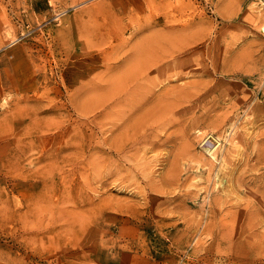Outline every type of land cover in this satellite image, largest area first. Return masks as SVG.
<instances>
[{
	"label": "rangeland",
	"instance_id": "obj_1",
	"mask_svg": "<svg viewBox=\"0 0 264 264\" xmlns=\"http://www.w3.org/2000/svg\"><path fill=\"white\" fill-rule=\"evenodd\" d=\"M263 2L0 0V264H264ZM184 37H195L194 45L179 51L168 47L161 64L139 67L147 74L140 81L153 93L180 88L198 93L183 98L176 93L180 99L167 100H175V110L163 117L150 112L148 104L141 117L154 135L149 142L137 144L139 150L129 145L118 156L106 152L111 116L93 103L105 93L107 73L114 65H126L123 58L151 57L153 52L162 56L161 48L135 50L150 38L169 46ZM181 60L184 66H173ZM79 102L83 106L78 109ZM205 142L216 145L212 165L205 164ZM219 196L226 199L220 209L214 206Z\"/></svg>",
	"mask_w": 264,
	"mask_h": 264
},
{
	"label": "bare ground",
	"instance_id": "obj_2",
	"mask_svg": "<svg viewBox=\"0 0 264 264\" xmlns=\"http://www.w3.org/2000/svg\"><path fill=\"white\" fill-rule=\"evenodd\" d=\"M264 3V2H263ZM259 7V6H258ZM261 8V7H260ZM259 9V8H258ZM260 10V9H259ZM262 10V9H261ZM58 14V13H57ZM250 14V13H249ZM248 15V14H247ZM261 16H263L264 17V12L263 13H261L260 14ZM259 15V16H260ZM248 17H249V15H248ZM151 19V18H150ZM143 22V21H142ZM135 23H139V22H135ZM147 23H149V21L147 22ZM140 25H143V24H141V23H139ZM138 24V25H139ZM150 24V23H149ZM168 24V23H167ZM131 25H132V23H131ZM146 26V25H145ZM170 26V25H169ZM138 27V26H137ZM134 28V27H133ZM139 28V27H138ZM173 29H174V25H173V27H172ZM177 28V27H176ZM181 28V27H180ZM159 29V28H158ZM157 29V31H160V30H158ZM161 29V28H160ZM173 29H171V30H173ZM177 29H179V28H177ZM176 29V30H177ZM147 30H149V28L147 29ZM152 30H156V29H152ZM152 30H150V33L149 34H151L152 32ZM166 30V29H165ZM175 30V29H174ZM181 30H183V28H181ZM170 31V30H169ZM166 32V31H165ZM165 32H163V33H165ZM171 32V31H170ZM174 32V31H173ZM109 33V32H108ZM143 33V32H142ZM146 33V32H145ZM175 33V32H174ZM153 34V33H152ZM158 34H160V33H158ZM162 34V33H161ZM161 34H160V37H161ZM170 34V33H169ZM169 34H165V35H168V37H169ZM178 34V33H177ZM195 34V33H194ZM153 35H155V32H154V34ZM170 35H172V32H171V34ZM142 35H140V37H141ZM145 36L147 37V35L145 34ZM144 36V37H145ZM176 36V35H175ZM179 36H181V35H179ZM188 36V35H187ZM143 37V38H144ZM149 37V36H148ZM151 37V36H150ZM155 37V36H154ZM159 37V38H160ZM165 37V36H164ZM173 37H174V35H173ZM173 37H172V39H173ZM177 37V36H176ZM153 38V37H152ZM177 38H179V39H181V37H177ZM203 38V37H202ZM15 39V38H14ZM84 39H86V38H84ZM141 39V38H140ZM145 39V38H144ZM143 39V40H144ZM147 39V38H146ZM149 39V38H148ZM169 39H171V37L169 38ZM171 39V40H172ZM174 39H176L175 37H174ZM118 40V39H117ZM165 40H167V43L168 42H171V40H168V39H165ZM194 40H195V37H190V38H186V37H184L183 39H182V41H180V44L179 45H177V43L175 44V45H177V46H175V45H167V46H165V45H162L161 43V41L160 40H151V38H150V41L148 40V42H146L147 44H142L141 46H137L136 47V49L135 50H137V52H139L140 51V53H143V52H145V53H149L150 52V50H152V49H156V48H158L159 50H160V48L162 49V50H160L161 51V53H162V56H160V54H154V52H153V54H151L152 56L151 57H148V56H146L145 58H141V57H138L137 56V58H135V57H131L132 59H130V58H123V61H122V63H126V65L125 64H123L122 66L124 67H122V68H119V65L120 64H117V65H114V67L113 68H116V69H114L113 71H112V73L110 74V73H107V74H109V77H108V75H107V78H105V77H103V78H105L106 79V81H105V84H104V87H105V93H103V91H102V89H101V91H102V97L101 98H99V100H96L95 99V103H93V104H97V103H100L101 105H102V107H103V109H104V111H105V113H107L109 116H111L110 117V121L109 122H107L108 123V126H107V133H108V135L105 137V143H106V145H107V151L106 152H108V153H110V154H112V153H121L124 149H126V147L127 146H132L133 148L135 147V146H137V144H139L140 142H145V141H148V136H150L151 134H150V132H148L147 131V128H148V123L149 122H145V119H143L142 117H141V114L143 113V114H145L146 113V111H147V109L149 108L148 107V104H150V106H151V108H150V112H154V110H157V116L160 114V116L161 117H163L164 115L166 116V114H170L172 111H174L175 110V106H174V108H173V105H174V103H175V100H170L171 102H173V103H169V101H167L168 99H170V98H172V97H175V96H178V98L180 99V97H179V95H176V93H178V94H183V96H182V98L184 97V96H186L188 93L186 92V90L185 91H183V88H180L181 90H179V92H176L175 90H173L172 88V90H165V89H161L160 91H158L157 93L156 92H154L153 93V91H151L149 88H152L151 86H147L148 87V89L147 88H142L143 86H142V82L140 81L141 80V78H143V76L145 75L144 73L146 72V70H142V69H140L139 67H143V66H145L144 68H147V65H148V67H150V65H155V66H157V64L159 65V64H161L163 61H164V59H165V56L163 55V51H166V50H168V47H172V49H173V51H175V50H181L180 48H182V47H184V46H187V45H190V46H192V45H194ZM200 41H201V39H199ZM234 40V39H233ZM113 41V40H112ZM124 41V40H123ZM173 41V40H172ZM177 41H179L178 39H177ZM11 42V41H10ZM84 42H85V40H84ZM122 41L120 40L118 43H120V44H122L121 43ZM138 42H139V40H138ZM160 42V43H159ZM175 42V41H174ZM199 42V41H198ZM111 43V42H110ZM115 43V42H114ZM117 43V42H116ZM117 43V44H118ZM136 43V42H135ZM191 43H192V45H191ZM8 44V43H7ZM7 44H5V45H7ZM109 44V41H108V43H107V45ZM131 45H132V43H130ZM172 44V43H171ZM226 44V43H225ZM91 44H89V46H90ZM125 45V44H124ZM124 45H122V46H124ZM134 45V44H133ZM136 45V44H135ZM159 45V46H158ZM93 46H94V44H93ZM109 46H112V43H111V45H109ZM126 46V45H125ZM124 46V47H125ZM157 46V47H156ZM221 46V45H220ZM127 47H129V45L127 46ZM231 47V46H230ZM86 48V47H85ZM107 48V47H106ZM109 48V47H108ZM131 48H135V47H131ZM126 48H124V50H125ZM220 49H222V48H220ZM121 50H123V47L121 48ZM128 50V49H127ZM129 50H130V52H128V51H126V53L128 52V53H131L133 56H135V53H136V51H135V53H132L131 51V49H130V47H129ZM246 50H248V49H246ZM108 51V50H107ZM116 51V50H115ZM118 51H119V49H118ZM117 51V52H118ZM134 51V50H133ZM221 52V51H220ZM249 52H250V50H249ZM112 53V52H111ZM123 53V52H122ZM127 53V54H128ZM150 53H152V52H150ZM246 53H248V52H246ZM113 54V53H112ZM125 54V53H124ZM204 54V53H203ZM220 54V53H219ZM244 54V53H243ZM248 54H250V53H248ZM248 54H247V57H248ZM104 55H106V57H107V53H105ZM103 55V56H104ZM111 55V54H110ZM114 55H116L115 53H114ZM118 55H120V53L118 54ZM131 55V56H132ZM140 55V54H139ZM150 55V54H149ZM180 55V54H179ZM189 55H191V54H189ZM196 56H197V54H195ZM194 55V56H195ZM227 55V54H226ZM238 55H240L239 53H238ZM113 56V55H112ZM129 56V55H128ZM188 56V55H187ZM196 56H195V58H196ZM205 56H207V55H205ZM243 56V55H242ZM250 56V55H249ZM106 57H105V59H106ZM108 57H110V56H108ZM122 57V56H121ZM172 59H174V58H176V56H174V55H171L170 56ZM198 57H200V55H198ZM209 57V56H208ZM218 57V56H217ZM240 57V56H239ZM245 58H246V56H244ZM251 57V56H250ZM207 58V57H206ZM220 58V57H219ZM230 58V57H229ZM228 58V59H229ZM242 58L243 57H241V60H242ZM245 58H243V60H245ZM253 58V57H252ZM104 59V58H103ZM104 59V60H105ZM107 59H109V58H107ZM112 59V58H111ZM111 59H109L110 61H112ZM194 59V58H193ZM193 59H190V60H193ZM114 60H116V59H114ZM113 60V61H114ZM197 60V59H196ZM200 60V59H199ZM198 60V61H199ZM239 61H240V59H238ZM246 60H249V59H246ZM251 60H254V59H251ZM108 61V60H107ZM109 61V62H110ZM188 60H186V62H187ZM234 60H232V62H233ZM250 61V60H249ZM256 61V60H255ZM115 62V61H114ZM184 62H185V60H181V62L179 63V62H176L175 64H173V66H175L176 67V65L177 66H184L183 64H184ZM207 62V61H206ZM219 62V61H218ZM240 62H242V61H240ZM248 62V61H247ZM121 63V64H122ZM144 63V64H143ZM170 63V62H169ZM225 63V62H224ZM223 63V64H224ZM236 63V62H235ZM101 64H103L102 62H101ZM105 64V63H104ZM107 64V63H106ZM194 64H195V62H194ZM234 64V63H233ZM108 65V64H107ZM143 65V66H142ZM204 65V64H203ZM217 65V64H216ZM243 65V64H242ZM241 64L239 65V66H237V67H240V68H242L241 66H242ZM196 66V65H195ZM197 66H198V64H197ZM235 66H236V64H235ZM212 67V66H211ZM228 67V66H227ZM234 67V66H233ZM166 68H169L168 66H166ZM151 69H153V68H151ZM233 69V68H232ZM103 70H104V68H103ZM106 70H109L108 68H106ZM106 70H104V72L106 71ZM147 70H148V68H147ZM192 70V69H191ZM217 70V69H216ZM235 70V69H234ZM233 70V71H234ZM157 71H159V68H158V70ZM173 71V70H172ZM177 71V70H176ZM215 71V70H214ZM148 72V71H147ZM152 72V71H151ZM178 72H179V70H178ZM181 72V71H180ZM176 73V72H175ZM105 74V73H104ZM153 74V73H152ZM171 74V73H170ZM181 74V73H180ZM94 75V74H93ZM147 75V74H146ZM145 75V76H146ZM148 75H149V73H148ZM156 75V74H155ZM170 76V75H169ZM169 76H168V78L167 79H169ZM171 76H173V75H171ZM177 76V75H176ZM100 77V76H99ZM150 77H152V76H150ZM156 77V76H155ZM166 77V76H165ZM175 77V76H174ZM92 78V77H91ZM177 78V77H176ZM105 79H103L102 80V82H104V80ZM144 79H146V77H144ZM143 79V80H144ZM149 79V78H148ZM155 79V78H154ZM160 79V78H159ZM164 79H166V78H164ZM164 79L162 80V81H164ZM179 79V78H178ZM99 80V79H98ZM156 80V79H155ZM154 80V81H155ZM198 80H199V78H198ZM74 81V80H73ZM91 82H92V80H90ZM147 81H149V80H147ZM146 81V82H147ZM159 80H157V82H158ZM162 81H160V83L162 82ZM193 81H196V80H192V82ZM84 82V81H83ZM83 82H81L82 83V85H84L83 84ZM86 82V81H85ZM99 82H101V81H99ZM150 82V81H149ZM156 82V81H155ZM156 82V83H157ZM165 82H166V80H165ZM192 82H191V84H192ZM199 82H200V80H199ZM148 83V82H147ZM156 83H155V87L154 88H156ZM159 83V82H158ZM157 83V84H158ZM163 84H164V82H162ZM197 82H195V84H196ZM88 84H89V81H88ZM87 84V82H86V86L88 85ZM100 84H102V83H100ZM152 84V83H151ZM162 84V85H163ZM172 84H176V83H172ZM178 84V83H177ZM180 84V83H179ZM184 84V83H183ZM182 83H181V86L183 85ZM194 84V83H193ZM195 84H194V87H195ZM80 85V84H79ZM81 85V86H82ZM149 85V84H148ZM159 85V84H158ZM167 85V84H166ZM169 85V84H168ZM185 85H186V82H185ZM184 85V86H185ZM190 85V84H189ZM78 86V85H77ZM76 86V87H77ZM95 86V85H94ZM170 86V85H169ZM169 86H168V88H169ZM183 86V87H184ZM193 86V85H192ZM205 86V85H204ZM75 87V88H76ZM90 87V86H89ZM162 87H164V86H162ZM189 87V86H188ZM210 87V86H209ZM84 88V87H83ZM87 88V87H86ZM94 88V87H93ZM153 88V89H154ZM157 88H159V87H157ZM156 88V89H157ZM161 88V87H160ZM167 88V89H168ZM177 88H178V85H177ZM187 88V87H186ZM207 88V87H206ZM85 89V88H84ZM91 89H92V86H91ZM152 89V90H153ZM155 89V90H156ZM80 90V89H79ZM87 90V89H86ZM104 90V89H103ZM154 90V91H155ZM188 90V89H187ZM191 90L193 91L194 89H193V87L191 88ZM206 90V89H205ZM89 91V90H88ZM99 91H100V89H99ZM98 91V92H99ZM198 91V89L196 90V88H195V92H197ZM200 91V90H199ZM184 92H185V94H184ZM195 92H191V91H189V94H188V96H190V97H193V95H195V94H197V93H195ZM205 92V91H204ZM207 92V91H206ZM78 93V92H77ZM89 93V92H88ZM92 93V92H91ZM96 93V92H95ZM187 93V94H186ZM99 94V93H98ZM101 94V93H100ZM99 94V95H100ZM98 95V96H99ZM76 96V95H75ZM87 96L88 97H90V100H91V96H92V94H87ZM87 96H84L85 98L87 97ZM95 96H97V94L95 95ZM187 96V97H188ZM94 96H92V98H93ZM201 97V96H200ZM78 98V97H77ZM81 98V97H80ZM79 98V99H80ZM89 99V98H88ZM188 99V98H187ZM192 99V98H191ZM245 99V98H244ZM90 100H88L89 102H90ZM201 100V99H200ZM74 101V103L72 102V104H75V100H73ZM79 101V100H78ZM167 101V102H166ZM178 101V100H177ZM203 101V100H202ZM241 101V100H240ZM83 102V101H82ZM82 102H79V106H78V109L79 108H82L81 106H83L81 103ZM201 102V101H200ZM243 102V101H242ZM85 103V102H84ZM152 103H154V105L152 104ZM244 103V102H243ZM179 104H180V102H179ZM198 105H199V103H197ZM236 103H234V105H235ZM241 104V103H240ZM81 105V106H80ZM176 105H177V103H176ZM236 105H238V104H236ZM76 106H77V103H76ZM85 108H83V109H85L86 110V108L88 107V105H86V103H85ZM87 106V107H86ZM129 107L128 108V110H129V113H127L125 110H124V107ZM202 106V105H201ZM239 106V105H238ZM255 106V105H254ZM90 107V106H89ZM97 107L98 108H101V106L99 107V105L97 104V106L95 107L94 106V108H96L97 109ZM177 108H178V106H177ZM190 108V107H189ZM235 108H236V106H235ZM245 108H247V106L245 107ZM204 109V108H203ZM231 109H232V106H231ZM233 109H234V107H233ZM256 109H257V107H256ZM88 110V109H87ZM92 111H94V109H91ZM245 110V109H244ZM254 110V109H253ZM253 110H252V112H251V115H254V113H253ZM81 112H82V110H80ZM89 111H90V108H89ZM96 111V110H95ZM100 111V109L98 110V112ZM178 111V110H177ZM230 111V110H229ZM228 111V113H230ZM255 111V110H254ZM247 112V111H246ZM245 112V113H246ZM88 113V112H87ZM86 113V114H87ZM90 114L92 113L91 111L89 112ZM113 113H117V115L118 116H120V117H118L117 115H115V116H117L116 118H118L116 121H112V115L114 116V114ZM236 113V112H235ZM238 113V112H237ZM244 113V112H243ZM248 113H249V111H248ZM258 113V112H257ZM82 114V113H81ZM89 114V115H90ZM107 114H105V115H107ZM156 114V113H155ZM172 114V113H171ZM175 114H176V112H175ZM92 115V114H91ZM102 115H104V114H102ZM107 115V116H108ZM216 115V114H215ZM218 115V114H217ZM216 115V116H217ZM242 115V114H241ZM245 115V114H244ZM256 115H258V114H256ZM85 116V115H84ZM154 116V115H153ZM169 116V115H168ZM167 116V117H168ZM171 116H174V114L173 115H171ZM222 116V115H221ZM255 116V115H254ZM105 117V116H104ZM155 117H156V115H155ZM154 117V118H155ZM214 117V116H213ZM218 117H220L219 115H218ZM234 117V116H233ZM232 117V118H233ZM241 117V116H240ZM239 117V118H240ZM253 117V116H252ZM108 118V117H107ZM114 118V117H113ZM159 117H157V119H158ZM172 118V117H171ZM254 118V117H253ZM257 118V117H256ZM255 118V119H256ZM259 118V117H258ZM262 118V117H261ZM86 119V118H85ZM149 119H151V118H149ZM165 119V118H164ZM163 119V120H164ZM167 119V118H166ZM221 117H220V121H221ZM225 119H227V117L225 118ZM224 118H223V120H225ZM247 119V118H246ZM250 119V118H249ZM153 120V119H152ZM160 120V119H159ZM169 120V119H168ZM176 121H177V119H175ZM174 120V121H175ZM211 120H213V119H211ZM236 120V119H235ZM244 120V119H243ZM148 121V120H147ZM157 121V120H156ZM216 121H217V119H216ZM215 121V122H216ZM229 121V120H228ZM232 121V120H231ZM246 121V120H245ZM248 121V120H247ZM251 121H253L252 119H251ZM257 121V120H256ZM160 122V121H159ZM164 122V121H163ZM172 122V121H171ZM210 122V121H209ZM223 122V121H222ZM225 122V121H224ZM151 123H152V121H151ZM156 123V122H155ZM164 123H166V122H164ZM168 123V122H167ZM217 123L219 124V122H216V126H217ZM234 123V122H233ZM105 124V123H104ZM154 124V123H153ZM211 124V125H210ZM209 125L212 127V122L210 123ZM213 124H215V123H213ZM107 125V124H106ZM154 125H156V124H154ZM184 126V125H183ZM215 126V125H214ZM234 126H235V124H234ZM233 126V127H234ZM167 127V126H166ZM178 128H179V126H177ZM191 127V126H190ZM220 127H221V124H220ZM226 127V126H225ZM251 127H253V126H251ZM254 127H255V125H254ZM258 127V126H257ZM156 128H158V127H156ZM216 128V127H215ZM227 128V127H226ZM260 128V127H259ZM161 129V128H160ZM164 129H165V127H164ZM164 129H162V131L164 130ZM183 129V128H182ZM181 129V130H182ZM192 129V128H191ZM218 129V128H217ZM233 128H231L229 131H231ZM252 129V128H251ZM263 129V128H262ZM154 130V129H153ZM170 130H172L171 128H170ZM178 130V129H177ZM249 130V129H248ZM261 130V129H260ZM259 130V131H260ZM104 131V132H105ZM159 131V130H158ZM168 131H169V129L167 130V133H168ZM222 131V130H221ZM227 132V133H230V132ZM233 131V130H232ZM264 131V130H263ZM203 132V131H202ZM201 132V133H202ZM214 132V131H213ZM239 132V131H238ZM237 132V133H238ZM261 132V131H260ZM169 133H171V132H169ZM176 133V132H175ZM201 133L199 134L200 136H201ZM221 133V132H220ZM236 133V134H237ZM162 134V133H161ZM160 134V135H161ZM177 134V133H176ZM203 134V133H202ZM231 134V133H230ZM236 134L234 135V136H236ZM153 135V134H152ZM151 135V136H152ZM181 135H182V133H181ZM188 135V134H187ZM222 135V133L220 134V136ZM239 135H240V133H239ZM249 135V134H248ZM247 135V136H248ZM257 135V134H256ZM258 135L260 136V134L258 133ZM257 135V136H258ZM154 136V135H153ZM152 136V137H153ZM170 136V135H169ZM209 136V135H208ZM219 136V137H220ZM227 136V135H226ZM229 136V135H228ZM242 136H243V133H242ZM251 136H253V135H251ZM156 137H159V136H156ZM166 137V136H165ZM183 137V136H182ZM182 137H181V139H182ZM202 137H204V136H201L200 138H202ZM216 137V136H215ZM219 137H216V140L217 141H220V139H219ZM240 137V136H239ZM184 138V137H183ZM231 138L232 137H230V140H231ZM237 138V137H236ZM151 140L150 141H152V138H150ZM222 139V138H221ZM235 138L233 137V140H234ZM240 139H241V137H240ZM7 140V139H6ZM157 140V139H156ZM185 140V139H184ZM201 140V139H200ZM227 140V139H226ZM162 141V140H161ZM250 141V140H249ZM259 141V140H258ZM258 141H255V143H253V146L256 148V146H258ZM10 142V141H9ZM149 142V141H148ZM160 142V141H159ZM180 142V141H179ZM186 142V141H185ZM185 142H184V144H185ZM225 142V141H224ZM236 142H237V140H236ZM254 142V141H253ZM202 143L204 144V142L202 141ZM218 143V142H217ZM216 143V144H217ZM235 143V142H234ZM233 143V144H234ZM146 144V143H145ZM149 144V143H148ZM152 144H153V142H152ZM188 144V143H187ZM223 144V143H222ZM221 144V145H222ZM228 144V143H227ZM105 145V146H106ZM189 145H192V144H189ZM188 145V146H189ZM205 145H206V142H205ZM224 145V144H223ZM231 145H232V143H231ZM144 146V145H143ZM159 146V145H158ZM163 146V145H162ZM180 146V145H179ZM216 146V145H215ZM215 146H205L204 147V149L203 150H205V152H207V154H208V159H207V161L205 162V164H208V165H212L213 164V159H217V157H216V155H215ZM235 146H236V144H235ZM245 146V145H244ZM145 147H147V146H145ZM156 147H157V145H156ZM161 147V146H160ZM177 147V146H176ZM183 147H185V145L183 146ZM182 147V148H183ZM224 147V146H223ZM237 147V146H236ZM235 147V148H236ZM262 148L264 147V143L262 144V146H261ZM138 149V147H135L134 149ZM144 148V147H143ZM149 148V147H148ZM182 148H181V150H182ZM222 148V147H221ZM220 148V149H221ZM230 148H232V147H230ZM239 148H242V147H239ZM239 148H237L238 150H239ZM133 149V150H134ZM155 149V148H154ZM172 149V148H171ZM170 149V150H171ZM175 149V148H174ZM187 149V148H186ZM139 150V149H138ZM152 150V149H151ZM157 150H160V149H157ZM222 150H223V148H222ZM227 150V149H226ZM244 150V149H243ZM147 151H149V150H147ZM188 151V150H187ZM186 151V152H187ZM234 151H235V149H234ZM249 151V150H248ZM256 151V150H255ZM128 152V151H127ZM131 152H134V151H131ZM138 152V151H137ZM143 152H145V151H143ZM167 152H169V151H167ZM230 152V151H229ZM242 152V151H241ZM254 152V151H253ZM252 152V153H253ZM146 153V152H145ZM144 153V154H145ZM152 153V152H151ZM182 153V152H181ZM188 153V152H187ZM220 153V152H219ZM234 153V152H233ZM232 153V154H233ZM239 153V152H238ZM243 153V152H242ZM248 153V152H247ZM125 154H126V152H125ZM129 154V153H128ZM142 154V153H141ZM143 154V155H144ZM150 154V153H149ZM148 154V155H149ZM153 154H154V151H153ZM167 154V153H166ZM236 154V153H235ZM234 154V155H235ZM241 154V153H240ZM255 154V153H254ZM124 155V154H123ZM122 155V156H123ZM127 155V154H126ZM136 155V154H135ZM147 155V154H146ZM146 155H144L145 157H146ZM167 155H169V154H167ZM174 155V154H173ZM172 155V156H173ZM233 155V156H234ZM242 155V154H241ZM245 155V154H244ZM247 155V157H245L247 160H250L251 159V155H249V154H246ZM113 156V155H112ZM117 156H118V154H117ZM132 156H133V154H132ZM137 156V155H136ZM139 156V155H138ZM142 156V155H141ZM183 156V155H182ZM201 156H202V154H201ZM228 156V155H227ZM232 156V155H231ZM151 157V156H150ZM154 157V156H153ZM156 157V156H155ZM165 157V156H164ZM174 157V156H173ZM175 157H179V156H175ZM197 157V160H199L198 158L200 157V155H197L196 156ZM195 157V158H196ZM203 157V156H202ZM224 157V156H223ZM222 157V158H223ZM118 158V157H117ZM122 158V157H121ZM129 158V157H128ZM134 158H135V156H134ZM138 159H136V161L138 162V160H139V158L140 157H137ZM163 158V157H162ZM168 158V157H167ZM194 158V157H193ZM229 158V157H228ZM142 159H144V158H142ZM147 159H149V158H147ZM171 159L172 158H170V160H168V161H170L171 162ZM231 159H232V157H231ZM242 159V158H241ZM245 159V160H246ZM122 160H123V158H122ZM135 160V159H134ZM192 160V159H191ZM246 160V161H247ZM143 161V160H142ZM141 160H140V162H142ZM147 162H149L148 160H146ZM179 161V160H178ZM245 161V162H246ZM124 162V161H123ZM145 161H143V163H144ZM175 162H177V161H175ZM180 162V161H179ZM195 162H196V159H195ZM197 162H201V161H197ZM218 162H219V160H218ZM225 162V161H224ZM228 162V161H227ZM146 163V162H145ZM174 163V160H173V162H172V164ZM178 163V162H177ZM203 163V162H202ZM202 163H199V165L200 164H202ZM251 163V162H250ZM119 164V163H118ZM133 164H135L136 165V163H133ZM139 164V163H138ZM137 164V165H138ZM141 164V163H140ZM140 164H139V166H140ZM147 164H149V163H147ZM170 164V163H169ZM172 164L170 165V166H172ZM179 164V163H178ZM218 164V163H217ZM116 165V164H115ZM120 165V164H119ZM141 165H143V164H141ZM203 165H204V163H203ZM144 166V165H143ZM143 166H142V168H143ZM151 166V165H150ZM175 166H176V164H175ZM197 166V165H196ZM202 166V165H201ZM205 166V165H204ZM217 166V165H216ZM252 166H253V163H252ZM252 166L250 165V167L252 168ZM261 166V165H260ZM108 167V166H107ZM113 167V166H112ZM136 167V166H135ZM146 167V166H145ZM206 167V166H205ZM218 168H219V166H217ZM223 167H225V166H223ZM109 168V167H108ZM137 168V167H136ZM148 168V167H147ZM174 168V167H173ZM227 168V167H226ZM256 168V167H255ZM255 168H253V169H255ZM258 168V167H257ZM171 170H172V168H170ZM170 169H166V170H168V171H171ZM216 169V168H215ZM220 169H221V166H220ZM219 169V170H220ZM250 169V168H249ZM142 170V169H141ZM147 170V169H146ZM174 170V169H173ZM206 170H207V168H206ZM218 170V169H217ZM224 170H225V168H224ZM228 169H226V171H227ZM108 171H110L109 172V175L111 174L112 175V173H111V170L109 169ZM139 171H140V169H139ZM144 172H142V173H146L145 172V170H143ZM162 171V170H161ZM221 171H223L222 169H221ZM231 171V170H230ZM141 172H140V174H141ZM214 172V171H213ZM232 172V171H231ZM153 173V172H152ZM167 173V172H166ZM166 173H164L165 175L164 176H172L171 175V173H172V171H171V173H170V175H166ZM207 173H210V172H207ZM216 173V172H215ZM214 173V174H215ZM218 173H219V171H218ZM218 173H217V175H218ZM223 173H224V171H223ZM139 174V173H138ZM150 174H151V172H150ZM206 174V173H205ZM147 175H149V174H147ZM174 175V174H173ZM216 175V176H217ZM221 175V174H220ZM222 175H224V174H222ZM243 175H246L245 173L243 174ZM139 176V175H138ZM160 177H161V174L159 175ZM214 176V175H213ZM227 176V175H226ZM226 176H224L227 180H228V178L226 177ZM233 176V175H232ZM264 176V175H263ZM143 177V176H142ZM145 177V176H144ZM153 177H155V176H153ZM153 177H151V179H153ZM174 177V176H173ZM172 177V178H173ZM241 178H242V175L240 176ZM250 177H251V175H250ZM147 178V177H146ZM156 178V177H155ZM169 178H171V177H169ZM169 178H167L168 180H171V179H169ZM206 179H207V176L205 177ZM209 178V177H208ZM213 178V177H212ZM212 178H210V179H212ZM229 178H231V176H229ZM237 178V177H236ZM247 178V177H246ZM260 178V177H259ZM264 178V177H263ZM160 179V178H159ZM163 179H164V177H163ZM166 178H165V180H167ZM205 179V180H206ZM249 179V178H248ZM173 180V179H172ZM209 180V179H208ZM207 180V181H208ZM215 180V179H214ZM223 180H225V179H222V181ZM240 180V179H239ZM250 180V179H249ZM111 182H112V180H110ZM218 181V180H217ZM253 181V180H252ZM111 182H109V183H111ZM167 182V181H166ZM209 182V181H208ZM219 182V181H218ZM224 182V181H223ZM229 182V181H228ZM228 182H224V183H228ZM238 182V181H237ZM167 183H169V182H167ZM215 183V182H214ZM222 183V182H221ZM112 184V183H111ZM216 184V183H215ZM240 184V183H239ZM238 184V185H239ZM231 185V184H230ZM262 185V184H261ZM223 186V185H222ZM227 186H229V185H227ZM240 186V185H239ZM260 186V185H259ZM109 187V186H108ZM241 187V186H240ZM239 187V188H240ZM262 188L264 187V186H261ZM155 189L157 188V187H154ZM215 188V187H214ZM225 189H227L226 187H224ZM248 188H250V187H248ZM258 187H256V189H257ZM159 189V188H158ZM224 189V190H225ZM229 189H230V187H229ZM232 189V188H231ZM264 189V188H263ZM160 191H161V189H159ZM233 190L234 189H232V190H226V194H228L227 192H233ZM262 190V189H261ZM154 191V190H153ZM152 191V192H153ZM223 191V190H222ZM253 191V190H252ZM251 191V189H250V193L252 192ZM257 191V190H256ZM255 191V192H256ZM254 192V191H253ZM154 193H155V191H154ZM156 194V193H155ZM237 194V193H236ZM246 194H248V193H246ZM251 194H253V193H251ZM152 195H154V194H152ZM192 195V194H191ZM229 195V194H228ZM238 195V194H237ZM155 196V195H154ZM153 196V197H154ZM220 197V196H219ZM228 197V196H227ZM232 197V196H231ZM196 198V197H195ZM207 198V197H206ZM263 198H264V196H263ZM262 198V199H263ZM121 199V198H120ZM152 199V198H151ZM213 199H214V197H213ZM259 199V198H258ZM261 199V198H260ZM154 200V199H153ZM165 200V199H164ZM221 200V197L217 200V198H215V204H214V206L215 205H217V207H218V209H220V207H222L221 206V203L223 202V201H225L226 202V199H224L223 201H220ZM120 201V200H119ZM141 201V200H140ZM162 201V200H161ZM229 201V200H228ZM116 203H118V202H116ZM161 203V202H160ZM224 203V202H223ZM121 204V203H120ZM122 204H123V202H122ZM208 204V203H207ZM244 204V203H243ZM263 204V203H262ZM116 205H119V203L118 204H116ZM125 205V204H124ZM226 205V204H225ZM249 205V204H248ZM255 205V204H254ZM207 206V205H206ZM210 206V205H209ZM236 206V205H235ZM259 206V205H258ZM123 207H125V206H123ZM249 208H251V207H249ZM248 208V209H249ZM158 209V208H157ZM254 209V208H253ZM252 209V210H253ZM166 210V209H165ZM180 210H181V208H180ZM233 210V209H232ZM250 210V209H249ZM157 211V210H156ZM246 211H248V210H246ZM255 211V210H254ZM158 212V211H157ZM231 212V211H230ZM240 212V211H239ZM251 212V211H250ZM256 212V211H255ZM258 212V211H257ZM256 212V213H257ZM160 213H161V211H160ZM165 213V212H164ZM233 213V212H232ZM247 213H249V212H247ZM246 213V214H247ZM163 214V213H162ZM162 214H160V215H162ZM215 214V213H214ZM222 214V213H221ZM234 214V213H233ZM236 214V213H235ZM159 215V214H158ZM211 215V214H210ZM216 215V214H215ZM228 215V214H227ZM238 214H236L235 216H237ZM221 216V215H220ZM225 216V215H224ZM221 218H223V216L221 217ZM220 218V219H221ZM124 219V218H123ZM126 220V219H125ZM219 220V219H218ZM227 220V219H226ZM127 222H128V220H127ZM208 222H210V221H208ZM205 224V223H204ZM204 224H202V225H204ZM201 225V226H202ZM200 226V227H201ZM205 227V226H204ZM208 228V227H207ZM207 228H206V230H207ZM207 231H209V230H207Z\"/></svg>",
	"mask_w": 264,
	"mask_h": 264
}]
</instances>
